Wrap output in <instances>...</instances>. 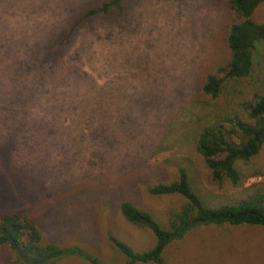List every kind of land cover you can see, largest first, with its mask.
Returning <instances> with one entry per match:
<instances>
[{
	"label": "rangeland",
	"instance_id": "obj_1",
	"mask_svg": "<svg viewBox=\"0 0 264 264\" xmlns=\"http://www.w3.org/2000/svg\"><path fill=\"white\" fill-rule=\"evenodd\" d=\"M100 1L0 0V214L27 216L45 243L124 264L109 235L137 252L154 237L120 216V202L166 226L184 200L147 190L174 180L178 167L206 207L264 191V142L250 161H237L241 186L214 184L192 147L238 87L226 82L214 100L198 93L202 75L227 58L226 0H124L82 18ZM253 18L264 21V4ZM251 71L242 97L264 94V42ZM236 231L221 238L228 247L190 233L168 247L166 264H264V231ZM12 259L0 249V264Z\"/></svg>",
	"mask_w": 264,
	"mask_h": 264
},
{
	"label": "trees",
	"instance_id": "obj_2",
	"mask_svg": "<svg viewBox=\"0 0 264 264\" xmlns=\"http://www.w3.org/2000/svg\"><path fill=\"white\" fill-rule=\"evenodd\" d=\"M122 1L102 0L85 8L82 18L108 12ZM226 3L233 13L224 34L227 58L215 67L213 73L202 75L198 93L214 100L219 98L226 82H237L238 87L228 108L196 132L192 147L203 159L214 184L227 181L233 186H241L237 161H250L264 142V94L248 92L245 97L240 96L243 95L242 86L245 89V84L253 80L251 68L255 45L264 42V21L253 18L256 8L264 4V0H226ZM233 135L237 141L232 139ZM147 191L153 195H178L184 204L177 212L168 214L165 226L147 209L120 202V216L138 228L150 230L154 237L147 250L137 252L109 235L112 246L125 259L124 264H166L168 247L184 240L190 233L204 232L214 245L228 247L231 243L221 238L235 239L238 228L264 231V191H256L234 203L206 207L185 167H178L174 180L153 184ZM0 249L13 255L10 264H52L67 257H80L89 264L105 263L81 247L61 248L43 242L35 223L15 211L0 214Z\"/></svg>",
	"mask_w": 264,
	"mask_h": 264
}]
</instances>
